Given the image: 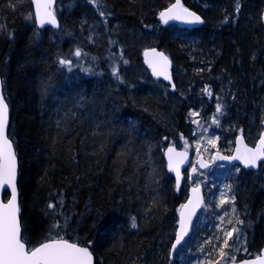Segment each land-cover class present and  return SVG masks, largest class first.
<instances>
[{
  "label": "trees",
  "instance_id": "16d2710c",
  "mask_svg": "<svg viewBox=\"0 0 264 264\" xmlns=\"http://www.w3.org/2000/svg\"><path fill=\"white\" fill-rule=\"evenodd\" d=\"M167 1L60 0L59 29L26 19L33 10L31 3L22 9L24 0H8L0 9V74L30 246L47 241L51 230L55 238L90 242L96 264H169L187 189L177 190L164 150L192 147L191 108L201 122L209 121L205 112L212 109L209 116L219 124L209 123L220 134L231 126L222 150L231 149L238 134L250 144L259 137L264 0H239V13L236 0H183L205 18L193 29L157 20ZM144 47H158L172 59L175 90L144 68ZM229 166L233 220L245 222L235 245L246 238L248 252L240 251V260L264 246V163L257 171ZM50 203L57 208L49 209ZM57 222L66 226L53 229ZM206 235L196 231L189 241Z\"/></svg>",
  "mask_w": 264,
  "mask_h": 264
},
{
  "label": "snow or ice",
  "instance_id": "6c2138e0",
  "mask_svg": "<svg viewBox=\"0 0 264 264\" xmlns=\"http://www.w3.org/2000/svg\"><path fill=\"white\" fill-rule=\"evenodd\" d=\"M35 5L34 13H29L26 19L35 18L38 20L39 25L42 27L45 24H50L55 27H59L54 11V0H30ZM90 3L97 5L98 0H89ZM14 8L15 5H12ZM240 3L236 0L235 12L239 13ZM101 17L105 16V12L99 13ZM110 15V13H109ZM160 16L164 22L167 23L169 20L178 19L188 23H202V18L195 12L183 7L180 0H176L166 11L161 12ZM2 28V26H0ZM155 56L158 58L153 63V70L156 75H164L166 79H171L168 73L170 67V61L168 57L163 53H156L155 49L152 50ZM81 50L77 48L74 55L81 56ZM61 65L71 66L72 61L70 59H61L59 61ZM159 69L162 70H158ZM118 68L113 69V74H117ZM174 88L175 85L173 84ZM3 81H0V190H8L10 193V199L4 202L0 199V264H93V254L89 250L90 242L88 247L80 246L78 243H70L62 236L55 238L49 231L46 237L47 242H40L39 246H30V242L26 243L24 236L22 235V224L20 220V204L18 202V189H17V175H18V162L16 152L13 146V140L9 138L8 129V104L5 100V95L2 90ZM211 95V90L205 88L204 90ZM223 112V105H216V113ZM193 116H198V113H192ZM199 123V121H194ZM213 122L219 124V120L216 116H213ZM264 123V121H262ZM242 131V130H241ZM215 139H209L208 144L215 146ZM239 143L243 144V135H241ZM199 148V144L197 145ZM236 155L230 157L215 156L213 159L222 160H240L245 166L257 167L260 162L264 161V133L259 137V143L255 148L243 147V150L238 147L236 148ZM169 158V168L176 172L177 188H179V182L181 179L179 165L184 163L187 159V151L176 152L174 147L167 149ZM201 168H206L208 165L203 161L200 162ZM193 172L197 171L196 167L192 168ZM228 191L231 192V185H226ZM193 194L196 197L195 204L189 200L188 204L181 205V216L179 221V231L175 237V242L171 245V253H176L178 246L182 244L185 237L188 236L190 229L193 227L192 217L195 215L196 207H199L203 203V198L199 195L200 185L193 187ZM235 196L230 198L226 197V194L221 193L220 206L225 204L232 205V213L235 214L236 209L234 205ZM62 204V201H61ZM49 209L55 210L56 204L50 203ZM227 215V213H226ZM223 220V217H221ZM229 224L233 226L230 229L223 230V237H217L219 246L213 245L212 251L208 252L204 261H198V264H237V256L233 254V249L236 253L241 250L245 253L248 252L246 247L247 241L244 239L241 247H235L234 236L238 240L243 236L242 230L238 225H243L245 222L239 218H236L235 223L233 220H228ZM65 225H60L58 222L52 225L53 229H62ZM132 226L136 227L135 218H133ZM232 241V243H230ZM213 242L211 239L205 241L206 245H211ZM200 251H204V247L200 248ZM215 254V259H211ZM239 264H264V250L259 255H256L255 259H242Z\"/></svg>",
  "mask_w": 264,
  "mask_h": 264
},
{
  "label": "rangeland",
  "instance_id": "374dc122",
  "mask_svg": "<svg viewBox=\"0 0 264 264\" xmlns=\"http://www.w3.org/2000/svg\"><path fill=\"white\" fill-rule=\"evenodd\" d=\"M194 112L198 113V110H191L190 118L193 122L199 121V123L194 122V138L192 141V147L189 149L194 153L195 157L198 154H203L207 160L212 162L216 152H226L232 149H230V146L228 149H221V145L226 142L225 137L227 138L230 136L228 132L232 130L231 126L225 125V130L227 132L220 134L214 128H212V125L209 122H207L209 125L201 123L199 113L198 116H193L192 113ZM209 121L213 122V115L209 116ZM216 137H219V139L215 141V146L207 143L209 139H215ZM228 143L230 142L227 141V144ZM198 144L199 148H197ZM212 167L207 170H200L197 168L194 176V183L202 185L205 189V203L203 210L200 212L197 218L193 233L204 230L203 232H208V235H206V237L202 238L201 240L199 238H195L188 243L189 246L187 248L178 250L177 264H198V261H204L207 253L212 251L213 245L219 246L221 241H218L216 238H222L223 230L230 229L232 227L231 224L228 223L229 218L232 219L233 216L232 205L225 204L221 207L219 203L221 193L226 194V197L228 198L233 196L232 188L231 192H229L228 188L226 187V185H231V182L228 179L230 168L228 169L225 165L217 163H215ZM236 170H238V167ZM214 172H218V174L215 175ZM186 189L188 192V185L186 186ZM221 217H223V220H221ZM208 239L212 240L213 243L211 245L205 244V241ZM202 246L204 247L203 252L200 251ZM235 247L238 248L237 246ZM241 252L245 253L242 250ZM233 254L238 256L239 253H236L235 249H233ZM215 258V254H213L211 259L214 260Z\"/></svg>",
  "mask_w": 264,
  "mask_h": 264
},
{
  "label": "water",
  "instance_id": "95a60500",
  "mask_svg": "<svg viewBox=\"0 0 264 264\" xmlns=\"http://www.w3.org/2000/svg\"><path fill=\"white\" fill-rule=\"evenodd\" d=\"M57 1H58V0H54V6H55V3H56ZM175 3H176V2H175ZM175 3H173V4H175ZM180 3L183 5V7L187 8V9H189L190 11L195 12L197 15H199V13L196 12L195 10L186 7V6L184 5V3H183L182 0H180ZM173 4H172V5H173ZM172 5H171V6H172ZM34 6H35V5H34ZM171 6H170V7H171ZM170 7H169V8H170ZM167 9H168V8H167ZM167 9H166V10H167ZM166 10H165V11H166ZM55 14H56V13H55ZM199 16H200V15H199ZM56 17H57V15H56ZM200 17H201V16H200ZM263 17H264V15H263ZM201 18H202V17H201ZM57 20H58V22H59L58 17H57ZM202 21L204 22L203 18H202ZM168 22H172V23L177 24V25H179V26H181V27H188V28H196V27H199V26H201V25L203 24V22H202V23H188V22H186V21L178 20V19H172V20H169ZM168 22H167V23H168ZM37 24H38V26H39L40 28H45V27H48V26H52V25H50V24H45L44 26L41 27V26L39 25V23H38V20H37ZM52 27H54L55 29H59V27H60V22H59V27H55V26H52ZM153 49H155V52H156V53H163L165 56L168 57V60L170 61V67L168 68V73H169L170 76H171V79H170V80H169V79H166L164 75H156V72H154V70H153V63H152V62H155L156 59H158V58H157V57L155 56V54L152 52ZM143 62L145 63L146 67L149 68V69L151 70V73H152L153 77H155V78H159V79H162V80H164V81L170 83L171 87H172L173 84L175 85V83H174V81H173V62H172V59H171V58H170V57H169V56H168L163 50H161V49L158 48V47H153V48H148V49H146V50L144 51V53H143ZM158 70H162V69H159V66H158ZM0 81H2V79H1V75H0ZM172 88H173V87H172ZM173 89H176V85H175V87H174ZM2 90H3V92H4V89H3V88H2ZM5 100H6V98H5ZM6 102H7V101H6ZM7 104H8V103H7ZM8 108H9V111H8V121H9V123H8V129H7V132H8V135H9V127H10V107H9V104H8ZM263 126H264V123H263ZM262 133H264V127H263V130H262L261 134H262ZM261 134H260V135H261ZM241 135H243V134H240V135H238V136L236 137V139H235V147H234V150H233V152H232L231 154H224V153H222V152H216L215 155H214V157L217 156V155H219V156H224V157L235 156V155H236V151H235L236 148L240 147L242 150H243V147H244V146H247V147H249V148H255V147L257 146V144L259 143V137H260V135H259V137L257 138V140L255 141V143H254L253 145L249 144L248 141H247V139H246V137L243 135V144L241 145V144L239 143V140H240ZM9 138H10V136H9ZM10 139H11V138H10ZM13 146H14V143H13ZM169 147H174L176 152H184V151H187V159L185 160L184 163H182V164L179 165V171H180L181 179H180V182H179V188H177V189L180 190V188L182 187V185H183V183H184V180H185V178H186V174H185V172L188 170V171H189V181H190V183H191V186H190V190H189V193H188V198H187V200L184 202L183 205L188 204L189 200H192V201H193V205H190V208H191L192 206H194V204H195V200H196V197H195V195L193 194L192 189H193V187L197 186V185H193V174H194V172L192 171V168H193V167H196L197 165L200 166V162H201V161H203V162L206 163L207 165H209V163H208V161L206 160V158L204 157L203 154H199L198 157H197V159H196V161H195V163L191 166V162H192V153H191L188 149L179 148V147L176 146V145H169V146H167L166 149H165V151H164V157H165V161H166V164H167V167H168V170H169L170 174L175 178L176 186H177L176 172H175L174 170H171V169L169 168V166H168V164H169V158H168V154H167V149H168ZM14 149H15V146H14ZM15 152H16V149H15ZM16 156H17V162H18V175H17L18 202H19V204H20V191H19V169H20V165H19V158H18L17 152H16ZM215 161H216V162H219V163L221 162V163H230V164H232V165H240L241 167H243V168L246 169V170H254V171L258 170L259 167H260V165H261V163L264 162V161L260 162V164H259L257 167H248V166H245V165L243 164V162L240 161V160H238V159H237V160H222V159H218V158H217V159H215ZM190 166H191V167H190ZM202 169H203V168H202ZM5 192H8V193H9V191L6 190V189H5V190H0V199H3L4 202H7V200L10 199V193H9V197H8V199L5 200V198H4V194H5ZM199 195L203 198V193H202L201 187H200V193H199ZM201 206H202V204H200L199 207H196V209H195V215L192 217L193 227H192V229H190V231H189V233H188V236L185 237V240L182 242V244H181L180 246H178V249H179V248H180V247H181V246L187 241V239H188V238L191 236V234L193 233V231H194V226H195V222H196V219H197V217H198V213H199V211L201 210ZM180 216H181V213H180ZM20 220H21V213H20ZM179 221H180V217H179ZM21 224H22V222H21ZM178 231H179V223H178L177 233H178ZM22 235H23V227H22ZM66 240H67V239H66ZM68 241H69L70 243H77V242H73V241H70V240H68ZM46 242H47V241H46ZM174 242H175V239H174L173 243H174ZM173 243H172V244H173ZM78 244H79V243H78ZM79 245H80V246H84V247H88V246H86V245H82V244H79ZM38 246H39V245H38ZM89 250L92 252V250L90 249V247H89ZM262 250H264V247L262 248ZM262 250L260 251L259 254L262 253ZM177 251H178V250H177ZM170 253H171V250H170ZM176 253H177V252H176ZM176 253H171L170 264H171L172 261L174 260ZM92 254H93V264H96V258H95V255H94L93 252H92ZM244 259H255V257H248V258H244ZM241 260H242V259H241ZM239 261H240V260H237V264H239Z\"/></svg>",
  "mask_w": 264,
  "mask_h": 264
},
{
  "label": "bare ground",
  "instance_id": "6f19581e",
  "mask_svg": "<svg viewBox=\"0 0 264 264\" xmlns=\"http://www.w3.org/2000/svg\"><path fill=\"white\" fill-rule=\"evenodd\" d=\"M1 1V0H0ZM2 1H4V0H2ZM25 2H22L21 4H22V9L23 10H29V8H28V5H27V3L28 4H30L31 2H30V0H24ZM60 0H58L56 3H55V6H54V11H56V8H57V5H58V2H59ZM183 1V0H182ZM176 2V0H169V1H167V3L162 7V8H160V9H158V11L156 12V18H157V20L161 23V24H163V25H173L174 23H172V22H168V23H165L164 22V20H163V18L160 16V13L161 12H164L167 8H169L173 3H175ZM183 3H184V1H183ZM9 6V2H8V0H6V1H4V2H2V3H0V9H3L4 7L3 6ZM31 5H32V10H33V13H34V11H35V6H34V4L33 3H31ZM184 5L186 6V7H188V8H191V7H189V6H187L185 3H184ZM1 12H2V10H1ZM199 15L203 18V20L205 21V18L203 17V15L201 14V13H199ZM263 15H264V3H263V8H262V12H261V16H262V21H263V25H264V17H263ZM34 20H35V22H36V24H37V20L34 18ZM203 24H204V22H203ZM202 24V25H203ZM175 25H177V24H175ZM201 25V26H202ZM37 26H38V24H37ZM177 26H179V25H177ZM48 27H51V26H48ZM180 28H188V27H181V26H179ZM200 27V26H199ZM38 28H40L39 26H38ZM46 28V27H45ZM197 28V27H196ZM189 29H193V28H189ZM180 38H181V40H180V42H181V44H183V42H185L186 43V40H185V37H181L180 36ZM181 48H183V45L182 46H180ZM148 48H153V47H148ZM148 48H146V47H144V49H143V51H142V56H141V58H142V62H143V53H144V51L146 50V49H148ZM162 50V49H161ZM165 53H166V51H164ZM167 54V53H166ZM168 55V54H167ZM169 56V55H168ZM143 66H144V68H146L147 69V71L149 72V74H150V76L152 77V79L153 80H155V81H161V82H163V83H165V84H167V85H169L170 87H171V85H170V83H168V82H166V81H164V80H162V79H159V78H155V77H153V75H152V73H151V70L149 69V68H147L146 67V65H145V63L143 62ZM1 75V74H0ZM68 75H71V76H73V75H75V74H68ZM1 79H2V81H3V77H2V75H1ZM173 81H174V83H175V85H176V81H175V75H174V71H173ZM3 89H4V84H3ZM228 97V96H227ZM7 101V100H6ZM7 103H8V101H7ZM191 110H192V108H191ZM190 110V111H191ZM189 111V112H190ZM212 113V109H210V110H206V112H205V115H206V119H207V121L209 120V115ZM263 121H264V119H263ZM208 122H210V121H208ZM201 123H205L206 125H209V123H207V122H201ZM263 123H262V127H261V130H260V134H261V132H262V130H263ZM227 132V131H226ZM230 132V131H229ZM228 132V133H229ZM259 134V135H260ZM236 138V137H235ZM225 139L227 140V141H229L230 140V136H228L227 138L225 137ZM186 147H183V149H185ZM195 157V155H194V153H192V157ZM197 159V157L195 158V160ZM207 160V159H206ZM208 161V163H209V165H208V167H206V168H201L200 166H196V168H199L200 170H207V169H209L210 167H212L215 163H217V164H222V165H225L226 166V168H228L229 169V165H231L230 163H219V162H216V161H209V160H207ZM264 162H262L261 163V165H260V167L262 166V164H263ZM260 167H259V169H260ZM213 168V167H212ZM241 168H243V167H241ZM167 169H168V167H167ZM227 169V170H228ZM244 169V168H243ZM258 169V170H259ZM244 170H246V169H244ZM169 171V170H168ZM215 173V175H217L218 174V172H214ZM175 179V178H174ZM193 181H194V179H193ZM211 182V181H210ZM187 184L188 185H191V183H190V181H189V177H188V180H187ZM198 185H200V184H198ZM200 187H201V190H202V193H203V203H202V206H201V210L199 211V213H198V216H199V214H200V212L203 210V207H204V203H205V189H204V187L202 186V185H200ZM236 207V206H235ZM180 213H181V208H180V212H179V217H180ZM230 217H231V215H230ZM198 218V217H197ZM229 218V217H228ZM229 219H231V218H229ZM231 220H233V216H232V219ZM196 221H197V219H196ZM178 223H179V218H178ZM233 223H235V221L233 220ZM195 224H196V222H195ZM231 226H233L232 224H231ZM239 227V226H238ZM194 228H195V226H194ZM177 229H178V224H177V228L175 229V231L173 232V234H174V239H175V237H176V235H177ZM202 230V229H201ZM204 231V230H203ZM207 231V230H206ZM204 233H206V232H204ZM207 235H208V232H207ZM242 238V237H241ZM241 238L240 239H236L235 238V236H234V240H235V245L237 244V243H239L240 242V240H241ZM189 239L190 238H188L187 239V241L178 249V250H182V249H185V248H187L188 246H189V242H191L192 240H190L189 241ZM202 239V238H201ZM200 239V240H201ZM174 241V240H173ZM189 241V242H188ZM27 243V242H26ZM193 243H195V242H193ZM230 243H232V241H230ZM264 247V246H263ZM262 247V248H263ZM171 250V249H170ZM262 250V249H261ZM178 252V251H177ZM260 253V252H259ZM259 253L257 254V255H259ZM250 257H256V255H254V256H250ZM170 258H171V253L169 254V260H170ZM175 261H177V253H176V255H175V258H174V260L172 261V263L171 264H173ZM169 264H170V261H169Z\"/></svg>",
  "mask_w": 264,
  "mask_h": 264
}]
</instances>
